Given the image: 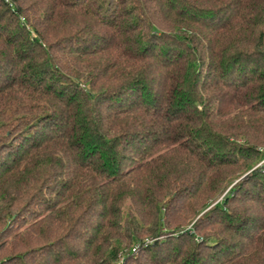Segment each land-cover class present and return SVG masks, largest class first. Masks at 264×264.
I'll return each mask as SVG.
<instances>
[{"label":"trees","instance_id":"16d2710c","mask_svg":"<svg viewBox=\"0 0 264 264\" xmlns=\"http://www.w3.org/2000/svg\"><path fill=\"white\" fill-rule=\"evenodd\" d=\"M263 160L264 0H0V264H264Z\"/></svg>","mask_w":264,"mask_h":264},{"label":"rangeland","instance_id":"374dc122","mask_svg":"<svg viewBox=\"0 0 264 264\" xmlns=\"http://www.w3.org/2000/svg\"><path fill=\"white\" fill-rule=\"evenodd\" d=\"M232 115H234V114L232 113ZM263 162H264V160H263V161H260L257 165H255V167H256V166H260ZM248 172H249V171H248ZM248 172H245V173L241 174V176H240L238 179H235L234 182H233L232 184H230L227 188H225V189L222 191V193H221L219 196H217V198H216V199L210 204V206L207 207V208L205 209V211L208 210L210 207L214 206L216 203L221 202V200L223 199L224 195H226V193L229 191V189L231 188V186H232L233 184H235L236 181H238V180L242 179V177L246 176V175L248 174ZM205 211H203V212H205ZM203 212H202V213H203ZM200 215H201V214H200ZM200 215H199V216H200ZM193 222H194V221H193ZM193 222L190 223V224H189L187 227H185V228H187V229L190 228L191 225L193 224ZM123 248H125V246H123ZM119 262H120V261H119ZM116 264H120V263H116Z\"/></svg>","mask_w":264,"mask_h":264}]
</instances>
